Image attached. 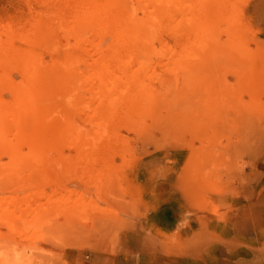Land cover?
I'll list each match as a JSON object with an SVG mask.
<instances>
[{"label":"rangeland","instance_id":"rangeland-1","mask_svg":"<svg viewBox=\"0 0 264 264\" xmlns=\"http://www.w3.org/2000/svg\"><path fill=\"white\" fill-rule=\"evenodd\" d=\"M18 92L0 264H264V0H0Z\"/></svg>","mask_w":264,"mask_h":264},{"label":"bare ground","instance_id":"bare-ground-1","mask_svg":"<svg viewBox=\"0 0 264 264\" xmlns=\"http://www.w3.org/2000/svg\"><path fill=\"white\" fill-rule=\"evenodd\" d=\"M136 30L139 32L147 33L148 29L145 27H136ZM195 37L193 38L192 46L195 47L197 45H203L205 42H207L212 34H214L213 27L209 23L199 21L197 24V27L194 30ZM232 44L237 48L241 49L242 45L239 40H234ZM191 46V47H192ZM193 47L189 50H187V53L184 57H187ZM70 58L68 57L65 62H70ZM70 64V63H69ZM204 76V75H201ZM138 88L142 92L144 91L143 83H138ZM28 106V100L21 92H18L16 94V100L15 103L12 106H5L0 104V141L3 144L6 140V132L9 131L11 127L12 120L16 121L18 125L21 124L24 113ZM16 150H12L10 153L11 159H13L14 163H20L22 161V158H19ZM41 154L39 152L31 153V158L40 157Z\"/></svg>","mask_w":264,"mask_h":264}]
</instances>
